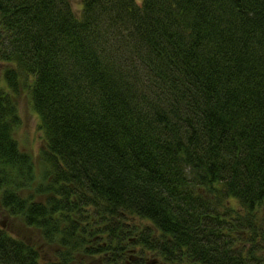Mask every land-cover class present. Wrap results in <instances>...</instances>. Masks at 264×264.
<instances>
[{
  "label": "trees",
  "instance_id": "16d2710c",
  "mask_svg": "<svg viewBox=\"0 0 264 264\" xmlns=\"http://www.w3.org/2000/svg\"><path fill=\"white\" fill-rule=\"evenodd\" d=\"M80 2L0 0V264H264V0Z\"/></svg>",
  "mask_w": 264,
  "mask_h": 264
},
{
  "label": "rangeland",
  "instance_id": "374dc122",
  "mask_svg": "<svg viewBox=\"0 0 264 264\" xmlns=\"http://www.w3.org/2000/svg\"><path fill=\"white\" fill-rule=\"evenodd\" d=\"M70 1L74 12L79 14L81 8L80 0ZM136 1L138 4H141L143 0ZM19 114L21 117V126L18 128L15 138L20 149L31 154L35 159L36 164H38L40 153L45 147V142L43 140V134L39 128V118L33 111L25 95H22L19 99ZM0 225H2V227L13 236L27 239L34 245L39 246L41 251L46 253L47 256H51L53 249L44 246L38 231L29 228L27 229L18 219L8 218L2 210H0Z\"/></svg>",
  "mask_w": 264,
  "mask_h": 264
}]
</instances>
